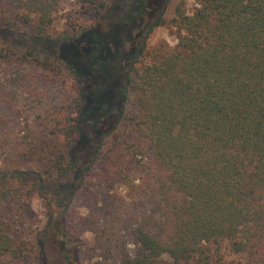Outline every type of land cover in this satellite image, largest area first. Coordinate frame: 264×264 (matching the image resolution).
<instances>
[{
  "label": "trees",
  "instance_id": "16d2710c",
  "mask_svg": "<svg viewBox=\"0 0 264 264\" xmlns=\"http://www.w3.org/2000/svg\"><path fill=\"white\" fill-rule=\"evenodd\" d=\"M171 1H100L94 23L51 38L58 0H0V28L57 47L8 41L0 58L56 62L73 89L56 141L0 168V264H30L44 244L82 264L64 218L101 159L104 181L129 180L136 194L135 250L121 248L120 264H211L223 240L241 264H264V0H196L191 13ZM162 25L177 47L147 63ZM33 194L44 217L34 232L22 220Z\"/></svg>",
  "mask_w": 264,
  "mask_h": 264
},
{
  "label": "rangeland",
  "instance_id": "374dc122",
  "mask_svg": "<svg viewBox=\"0 0 264 264\" xmlns=\"http://www.w3.org/2000/svg\"><path fill=\"white\" fill-rule=\"evenodd\" d=\"M113 0H58L52 25L51 38L78 24L91 25L96 20L94 7L98 2ZM181 0H172L170 10ZM187 13L197 6L196 0H184ZM170 10L166 18H170ZM175 26H157L147 40L145 62L160 59L168 50L176 49ZM0 48L11 41L18 47L32 50L57 47L43 37L16 33L0 28ZM5 54V53H4ZM30 58V57H29ZM20 61L14 57L0 58V168L26 164L33 150L44 140L56 141L52 134L56 122L70 116L68 102L73 94L72 80L55 62L48 69L33 60ZM133 164V162H132ZM109 171L106 159L98 160L91 175L74 197L65 215L72 244L78 247L82 264H120L121 248L133 252L135 244L130 233L129 218L137 210L131 181H104ZM131 178V177H130ZM25 199V198H24ZM22 220L32 231L43 224L41 198L33 194L26 198ZM211 264H241L243 256L234 253L226 240L210 244ZM51 245H43L41 253L33 251L30 264H64ZM162 256V259H166ZM4 263L8 264L7 259Z\"/></svg>",
  "mask_w": 264,
  "mask_h": 264
}]
</instances>
